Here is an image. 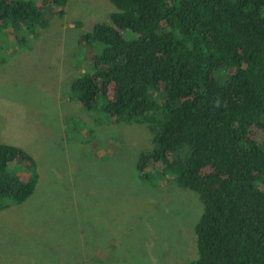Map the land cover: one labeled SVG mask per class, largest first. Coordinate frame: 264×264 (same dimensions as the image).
Wrapping results in <instances>:
<instances>
[{
	"label": "trees",
	"instance_id": "1",
	"mask_svg": "<svg viewBox=\"0 0 264 264\" xmlns=\"http://www.w3.org/2000/svg\"><path fill=\"white\" fill-rule=\"evenodd\" d=\"M109 1V21L78 39L93 72L71 92L84 110L153 133L136 163L142 181L198 194L187 264H264V0ZM66 4L0 0V34L20 41ZM38 180L28 152L0 144V211L25 203Z\"/></svg>",
	"mask_w": 264,
	"mask_h": 264
},
{
	"label": "rangeland",
	"instance_id": "2",
	"mask_svg": "<svg viewBox=\"0 0 264 264\" xmlns=\"http://www.w3.org/2000/svg\"><path fill=\"white\" fill-rule=\"evenodd\" d=\"M64 11L46 29L19 32L20 41L0 34V144L28 152L39 175L25 203L0 211V264L195 260L198 194L175 181L152 186L136 171L139 155L154 148L153 133L112 124L71 92L74 79L93 72L80 35L108 22L115 6L67 0Z\"/></svg>",
	"mask_w": 264,
	"mask_h": 264
}]
</instances>
